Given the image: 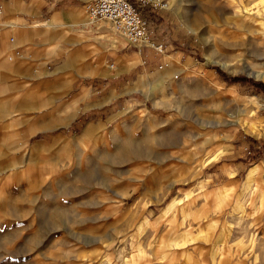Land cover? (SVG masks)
<instances>
[{
    "label": "rangeland",
    "instance_id": "rangeland-1",
    "mask_svg": "<svg viewBox=\"0 0 264 264\" xmlns=\"http://www.w3.org/2000/svg\"><path fill=\"white\" fill-rule=\"evenodd\" d=\"M175 1L133 71L0 93V264H264V0Z\"/></svg>",
    "mask_w": 264,
    "mask_h": 264
},
{
    "label": "crops",
    "instance_id": "crops-1",
    "mask_svg": "<svg viewBox=\"0 0 264 264\" xmlns=\"http://www.w3.org/2000/svg\"><path fill=\"white\" fill-rule=\"evenodd\" d=\"M88 2L89 0H0L3 8L0 15V93L13 90L27 93L34 90L31 85L44 82L57 85L56 90L64 97L78 84L108 79L110 71L122 75L134 70L140 62L135 57L137 53L118 52L121 48L126 50V44L119 42L118 34L109 23H93L88 19L85 13ZM9 36L13 37L14 43L9 44ZM16 49H20L25 56L12 64L8 63L7 58ZM111 62L116 64L113 69L106 67ZM45 68H51L52 71L47 72L45 77L38 78V70L42 72ZM173 69L159 76H165L163 83L168 80L166 78ZM130 83L109 85L106 94L97 104L104 106L115 96L125 93ZM155 83L157 84L154 79H145V90L149 95H153ZM79 110L78 107L74 109L62 124L70 125ZM89 125L83 130L84 137L93 132L94 125ZM255 168L254 176L259 169ZM172 203L165 210L170 212Z\"/></svg>",
    "mask_w": 264,
    "mask_h": 264
},
{
    "label": "built area",
    "instance_id": "built-area-1",
    "mask_svg": "<svg viewBox=\"0 0 264 264\" xmlns=\"http://www.w3.org/2000/svg\"><path fill=\"white\" fill-rule=\"evenodd\" d=\"M171 0H92L85 7L88 19L93 23L108 22L125 39L127 48H134L141 56L144 48L157 54L165 52L163 44L151 40L150 20L159 13L171 9ZM3 8L0 6V15ZM14 43V39H11ZM25 54L16 49L8 57L10 62L21 59ZM113 69V66L111 67Z\"/></svg>",
    "mask_w": 264,
    "mask_h": 264
},
{
    "label": "bare ground",
    "instance_id": "bare-ground-1",
    "mask_svg": "<svg viewBox=\"0 0 264 264\" xmlns=\"http://www.w3.org/2000/svg\"><path fill=\"white\" fill-rule=\"evenodd\" d=\"M171 2V4H172V0L170 1ZM173 4H174V6H175V4H177V1H175L174 0V2H173ZM247 10V9H246ZM248 14V13H247ZM258 21L257 20H254L253 19V16H250V18H249V22L247 23L246 22V25H245V27L244 28H246L248 31H252L254 34L256 33V36L257 37H259V39H261V40H264V23H260V24H258V25H253V24H256ZM108 23V22H107ZM111 26H112V24L111 23H109ZM247 26H248V28H247ZM113 27V26H112ZM113 29H114V27H113ZM115 30V29H114ZM116 31V30H115ZM116 33H118L117 31H116ZM261 33V34H260ZM119 34V33H118ZM258 34H260V35H258ZM120 35V34H119ZM121 36V35H120ZM122 37V36H121ZM123 38V37H122ZM124 39V38H123ZM125 40V39H124ZM126 42V41H125ZM92 132H89V134H91ZM131 148V147H130ZM128 151L126 150V152H120V156L121 157H123V156H125L126 155V153H127ZM255 171H256V168L254 169V171L253 172H251V174L249 175V177H248V181H247V183H248V185L249 184H251L252 182H253V180H254V173H255ZM263 200H264V198H263ZM177 203V200H175L172 204H171V206L169 207V209H173V206L175 205ZM166 213H168L169 211L168 210H166L165 211ZM165 213V214H166ZM228 237V234L227 233H223L222 235H221V237L219 238V241L220 242H224L225 241V239Z\"/></svg>",
    "mask_w": 264,
    "mask_h": 264
},
{
    "label": "trees",
    "instance_id": "trees-1",
    "mask_svg": "<svg viewBox=\"0 0 264 264\" xmlns=\"http://www.w3.org/2000/svg\"><path fill=\"white\" fill-rule=\"evenodd\" d=\"M241 80V78L240 77H238V78H236L234 81L235 82H238V81H240ZM256 87L259 89V90H262V88L264 87V84H256ZM261 88V89H260Z\"/></svg>",
    "mask_w": 264,
    "mask_h": 264
}]
</instances>
